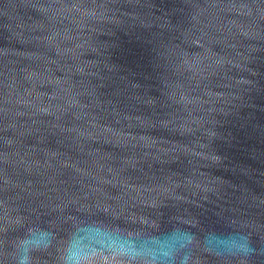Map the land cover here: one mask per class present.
<instances>
[{"label": "water", "instance_id": "95a60500", "mask_svg": "<svg viewBox=\"0 0 264 264\" xmlns=\"http://www.w3.org/2000/svg\"><path fill=\"white\" fill-rule=\"evenodd\" d=\"M0 264H264V0H0Z\"/></svg>", "mask_w": 264, "mask_h": 264}]
</instances>
